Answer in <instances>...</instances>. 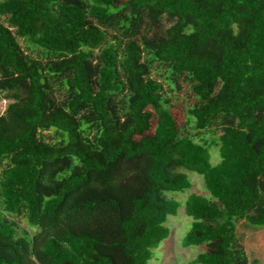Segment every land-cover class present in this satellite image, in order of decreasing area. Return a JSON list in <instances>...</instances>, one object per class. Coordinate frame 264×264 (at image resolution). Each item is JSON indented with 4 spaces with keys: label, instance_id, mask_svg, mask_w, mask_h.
Segmentation results:
<instances>
[{
    "label": "trees",
    "instance_id": "obj_1",
    "mask_svg": "<svg viewBox=\"0 0 264 264\" xmlns=\"http://www.w3.org/2000/svg\"><path fill=\"white\" fill-rule=\"evenodd\" d=\"M156 68L187 84L182 109ZM0 94V264H149L187 172L209 194L185 202L181 246H204L190 264H250L237 225L264 228V0H0Z\"/></svg>",
    "mask_w": 264,
    "mask_h": 264
},
{
    "label": "rangeland",
    "instance_id": "obj_2",
    "mask_svg": "<svg viewBox=\"0 0 264 264\" xmlns=\"http://www.w3.org/2000/svg\"><path fill=\"white\" fill-rule=\"evenodd\" d=\"M23 47L25 44L23 40H20ZM154 74L163 84L164 90L172 98V104H176V107L180 109L183 108L185 103L184 96L188 90L187 84L180 81V88L182 92L174 93L168 82L165 80L164 71L162 69L156 68ZM1 96V94H0ZM2 97V96H1ZM12 103V100L5 99L4 97L0 99V113L3 114L8 105ZM186 104V103H185ZM215 135L210 131L204 132L202 138L208 141L217 139L219 136L218 128H212ZM189 134H197L198 132L193 131L191 128H187ZM45 137L50 141L54 140V132L49 131L45 133ZM211 163L216 165L220 162L219 148L214 146L210 149ZM189 180L192 183V188L186 190L183 193L168 194V197L174 198L180 201L181 206L176 216H170L166 223V226L170 229V236L164 240L158 248L153 251V257L149 264H190V262L202 251H204V246H192L189 248H183L181 246V241L185 234L189 231L191 227L192 219L188 217L185 213V202L188 197L193 194H199L203 196H209L207 190L204 187L202 176L187 172ZM24 226H26L24 222ZM237 233L240 243L244 247L250 264H264V228H253L247 225L243 220L238 222Z\"/></svg>",
    "mask_w": 264,
    "mask_h": 264
}]
</instances>
